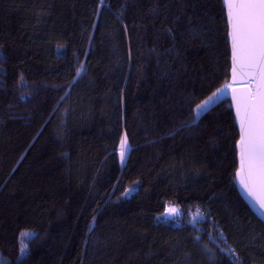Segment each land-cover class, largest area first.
Masks as SVG:
<instances>
[{
  "label": "trees",
  "instance_id": "16d2710c",
  "mask_svg": "<svg viewBox=\"0 0 264 264\" xmlns=\"http://www.w3.org/2000/svg\"><path fill=\"white\" fill-rule=\"evenodd\" d=\"M231 67L223 0H0V264H264Z\"/></svg>",
  "mask_w": 264,
  "mask_h": 264
},
{
  "label": "snow or ice",
  "instance_id": "6c2138e0",
  "mask_svg": "<svg viewBox=\"0 0 264 264\" xmlns=\"http://www.w3.org/2000/svg\"><path fill=\"white\" fill-rule=\"evenodd\" d=\"M225 4L231 27L232 77L235 80L237 75H243L249 80L246 102L242 104L233 95V99L237 100V118L240 123V170L237 176L248 195L264 209V197L257 198L253 191L257 179L264 187V0H225ZM212 99L209 97L198 106L197 116L207 110ZM127 150L125 136L120 142L122 163ZM169 214L175 215L176 210L171 209ZM29 235L24 233L22 237ZM25 247L22 243V255Z\"/></svg>",
  "mask_w": 264,
  "mask_h": 264
},
{
  "label": "water",
  "instance_id": "95a60500",
  "mask_svg": "<svg viewBox=\"0 0 264 264\" xmlns=\"http://www.w3.org/2000/svg\"><path fill=\"white\" fill-rule=\"evenodd\" d=\"M223 4L225 6V10H226L227 18H228V9H227V6L225 4V0H223ZM228 26H229V41H230V46H231V36H230L231 27H230V24H229V19H228ZM231 53H232V47H231ZM229 85H230V87H228ZM223 87H227L229 89V91H230V95H229L228 99L231 100L232 108H233V111H234V114H235V118H236L237 127L239 129V134H240V123H239V119L237 118V110H236L237 100L233 99V95L235 94L237 99L242 104L244 102H246L247 98H246L245 94L249 91V80H248V78L246 76H243V75H237L235 80H233L232 67H231L230 81L226 85H224ZM222 88H220V89H222ZM233 90H235V91L233 92ZM239 141H240V139H239ZM239 141L237 143L238 163H239L238 164L237 173L240 170ZM237 181H238V190H239L240 195L244 198V200L249 205V207L252 209V211L264 222V209H261L259 207V204L256 202V200L253 197H250L248 195L247 191L241 186L240 178L238 176H237ZM253 191H254V195L257 198L264 197V187L261 186V183L259 182L258 179L256 180V182L254 184Z\"/></svg>",
  "mask_w": 264,
  "mask_h": 264
},
{
  "label": "rangeland",
  "instance_id": "374dc122",
  "mask_svg": "<svg viewBox=\"0 0 264 264\" xmlns=\"http://www.w3.org/2000/svg\"><path fill=\"white\" fill-rule=\"evenodd\" d=\"M214 94V93H213ZM213 94L210 96V97H213V99H212V101L207 105V110L210 108V107H212L213 105H215V104H217L220 100H223V98H224V96H225V88L223 87V89H220L218 92H215V96H213ZM209 99V97L206 99V100H208ZM205 100V101H206ZM204 102H202L200 105H202ZM197 110H198V107H197V109H196V113H197ZM205 112V111H204ZM203 113V112H202ZM120 151V150H119ZM174 207H177V208H174ZM184 209V208H182V207H178V206H169L167 209H169V210H171V209ZM189 209H191V208H189ZM188 209V210H189ZM198 211H199V213H200V217H201V219L203 218V215H204V213H203V211H202V209L200 208H196ZM197 210H192V214H194L195 213V211H197ZM182 211V210H181ZM184 212V211H183ZM170 213V211L169 212H165L164 213V216L163 215H160L159 216V220L160 221H164V222H167V221H169V222H171V221H174V220H176V221H180L181 220V218H182V215H180V214H178V215H170L169 214ZM176 213H177V211H176ZM167 218V219H166ZM190 217H189V215L188 216H184L183 217V221L185 222V223H187L188 222V219H189ZM200 221V220H199ZM196 222H198L197 220H196ZM174 225H176L175 223H173ZM188 224V223H187Z\"/></svg>",
  "mask_w": 264,
  "mask_h": 264
},
{
  "label": "bare ground",
  "instance_id": "6f19581e",
  "mask_svg": "<svg viewBox=\"0 0 264 264\" xmlns=\"http://www.w3.org/2000/svg\"><path fill=\"white\" fill-rule=\"evenodd\" d=\"M225 88V96H224V98H223V100L224 99H228V97H229V95H230V91H229V89L227 88V87H224ZM223 89V88H222ZM230 100V99H229ZM230 102H231V100H230ZM232 105V104H231ZM240 139V138H239ZM237 186H238V181H237ZM243 198V197H242ZM244 199V198H243ZM245 201V200H244ZM246 202V201H245ZM249 206V205H248ZM174 208H177V207H174ZM176 211H177V213L175 214V215H178V214H180V215H184V212L183 211H181L179 208L178 209H175ZM252 210V209H251ZM170 210H168L167 211V209H166V211L165 212H169ZM197 213H199V211H195V213L194 214H192V211H190L189 212V219H188V224H190V225H192V226H194V227H197L198 225H199V220H201V217L199 216V215H197ZM200 214V213H199ZM163 216H164V214H163ZM167 219V218H166ZM196 220L198 221V222H196ZM231 255L232 256H234V252L233 253H231Z\"/></svg>",
  "mask_w": 264,
  "mask_h": 264
},
{
  "label": "built area",
  "instance_id": "2783aa9c",
  "mask_svg": "<svg viewBox=\"0 0 264 264\" xmlns=\"http://www.w3.org/2000/svg\"><path fill=\"white\" fill-rule=\"evenodd\" d=\"M183 211V209H181Z\"/></svg>",
  "mask_w": 264,
  "mask_h": 264
}]
</instances>
